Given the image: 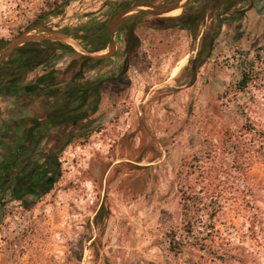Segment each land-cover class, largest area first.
<instances>
[{"label":"rangeland","instance_id":"1","mask_svg":"<svg viewBox=\"0 0 264 264\" xmlns=\"http://www.w3.org/2000/svg\"><path fill=\"white\" fill-rule=\"evenodd\" d=\"M141 1L0 0V61L23 35L43 39L103 21L123 2L130 6L115 18L177 0ZM200 1L183 0L163 17H136H144L135 30L138 57L123 78L104 87L89 136L75 138L59 155L57 181L27 207L9 197L0 206V264H181L166 251L167 235L183 228L182 193L190 190L220 206L214 224L222 241L216 242L264 264V0H240L223 17L212 56L194 72L200 36L156 29L153 22L178 17ZM243 10L240 20H228ZM111 41L113 56L123 38L114 33ZM72 48L76 59L109 52L108 46L89 54L78 41ZM71 59L55 58L36 70L62 72ZM114 70L109 63L85 77ZM204 186L216 191L204 195ZM246 190L252 195L243 200Z\"/></svg>","mask_w":264,"mask_h":264},{"label":"trees","instance_id":"2","mask_svg":"<svg viewBox=\"0 0 264 264\" xmlns=\"http://www.w3.org/2000/svg\"><path fill=\"white\" fill-rule=\"evenodd\" d=\"M156 1V0H155ZM173 0H165V4ZM153 0H142L141 4L153 3ZM240 0H201L198 4L189 6L178 17L154 19L153 25L160 30L185 31L194 39L200 36L201 44L197 56L190 62L194 72L201 68L212 56L215 49V41L220 35L221 28L225 24L224 16L234 9ZM66 4L61 6L64 9ZM129 3L123 2L111 8L114 12L103 21L92 20L86 24L62 30V33L80 42L84 51L89 54L102 52L108 48L111 42L109 34L110 25L115 16L126 10ZM61 11L54 12L52 16L60 15ZM245 10L235 11L228 18L230 22L240 20ZM144 17L132 18L121 24L115 33L123 38L122 46L113 56L91 58L80 56L76 59L75 50L66 44L59 42L41 41L28 42L15 50L0 65V91H6V81L12 76L14 69L18 72H32L36 69L46 68L47 64L55 58L72 57L67 68L62 72H49L38 78L40 81L33 86L32 96L29 99L34 106L28 125L21 132V140L26 147L34 145L38 147L45 142L42 159H45L47 173L51 169V185L59 177V155L69 147L75 138H87L92 118L97 114L102 91L106 85L123 78L129 63L138 57L140 39L135 30ZM210 24L206 31L201 32L200 27L206 22ZM201 32V33H200ZM4 47L0 42V50ZM60 52V54H58ZM81 59V61H79ZM122 59V63L119 60ZM112 63L113 73L97 74L94 79L85 77L91 71L99 70L102 66ZM122 69V72L118 71ZM58 77V78H57ZM245 83V81L243 82ZM7 92V91H6ZM31 106V105H30ZM9 129L5 130V133ZM77 134V135H76ZM1 145V143H0ZM207 177L202 176L205 182ZM47 190V192H48ZM204 195H210L209 190L202 187ZM46 192V193H47ZM201 193V192H200ZM183 197V228H170L167 252L181 264H262L258 257L245 254L242 248L231 247L228 243H218L216 239H222L215 228L214 220L221 212L217 203H205L208 196H200L190 190L184 191ZM250 191L242 192V199L251 196ZM41 196V195H40ZM39 196V197H40ZM15 194L11 193L13 200ZM29 206L31 203H22ZM102 210L99 212L101 215ZM206 216L207 221H203ZM257 222L256 213L251 216V233H255ZM253 258V259H252Z\"/></svg>","mask_w":264,"mask_h":264},{"label":"flooded vegetation","instance_id":"3","mask_svg":"<svg viewBox=\"0 0 264 264\" xmlns=\"http://www.w3.org/2000/svg\"><path fill=\"white\" fill-rule=\"evenodd\" d=\"M4 60L0 61V65ZM30 73L18 72L15 68L12 76L6 81L7 92L0 91V95L14 100L13 108L17 107L13 111L16 118L7 128L9 132L5 133L6 137L0 140V206L8 197L9 200L19 205L31 203L28 199L40 198L46 194L51 185L53 174L51 169L47 173L44 172L47 166L45 159H42L45 142L36 148L34 145L27 148L26 143H23L20 137L21 132L28 127L25 124L32 118L29 99L34 87L28 88L25 82ZM46 73L44 75H47ZM36 84L38 83L34 85ZM22 91L23 96H20ZM20 127L21 132L17 129ZM11 193L15 194L17 199H10Z\"/></svg>","mask_w":264,"mask_h":264},{"label":"water","instance_id":"4","mask_svg":"<svg viewBox=\"0 0 264 264\" xmlns=\"http://www.w3.org/2000/svg\"><path fill=\"white\" fill-rule=\"evenodd\" d=\"M183 0H177L172 6L165 7V8H159L156 6H150V5H142L137 8L135 11H126L125 13H122L120 16L116 17L111 25H110V30L109 34L110 37L112 38L115 31L118 29V27L123 24L124 22L136 18L138 16L142 15H147V16H154V17H163L164 15H167L171 12H174L175 10H178L181 8V3ZM145 9V10H143ZM131 13H136L134 15H130ZM48 37H45L43 39L37 38L34 36H29V35H23L22 37L18 38L15 40L11 46L5 50V55H10V53L13 52L16 48L28 43V42H41V41H50V42H59V43H64L66 45H69L73 47L76 45V40H74L72 37L61 33V32H47ZM114 45L112 41L110 42L109 45V52L106 55V57H110L112 51H113ZM103 57V56H102ZM102 57H94L96 59L102 58Z\"/></svg>","mask_w":264,"mask_h":264},{"label":"crops","instance_id":"5","mask_svg":"<svg viewBox=\"0 0 264 264\" xmlns=\"http://www.w3.org/2000/svg\"><path fill=\"white\" fill-rule=\"evenodd\" d=\"M45 72L46 71L40 72V70H38V72H37V70L32 71L30 73V75L27 77V79L25 80L26 84L28 85V88H32L33 86H35L34 84L38 83L40 81L38 78L45 76L44 75ZM31 74H33L34 77L30 81ZM30 90H28V91H30ZM20 96H23V91L20 94ZM13 102H14V100H9L7 97L0 95V140L4 139L6 137L5 130H7L8 126H10L11 123L14 122V118H16L13 111H15L17 109V107H15V108L12 107Z\"/></svg>","mask_w":264,"mask_h":264}]
</instances>
